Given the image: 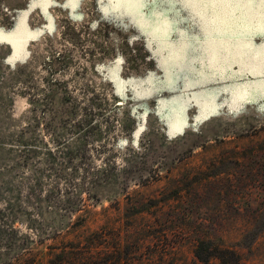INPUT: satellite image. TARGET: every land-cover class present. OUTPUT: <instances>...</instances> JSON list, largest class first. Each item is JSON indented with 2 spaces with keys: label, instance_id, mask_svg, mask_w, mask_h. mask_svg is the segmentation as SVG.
Masks as SVG:
<instances>
[{
  "label": "rangeland",
  "instance_id": "obj_1",
  "mask_svg": "<svg viewBox=\"0 0 264 264\" xmlns=\"http://www.w3.org/2000/svg\"><path fill=\"white\" fill-rule=\"evenodd\" d=\"M100 9L0 0V255L104 230L134 264H264V105L152 91L155 45Z\"/></svg>",
  "mask_w": 264,
  "mask_h": 264
},
{
  "label": "snow or ice",
  "instance_id": "obj_2",
  "mask_svg": "<svg viewBox=\"0 0 264 264\" xmlns=\"http://www.w3.org/2000/svg\"><path fill=\"white\" fill-rule=\"evenodd\" d=\"M50 0H30V6ZM77 6L81 0H71ZM104 18L136 28L168 75L152 91L203 89L199 98L220 92L233 98V110L264 105V0H97ZM127 19L128 24H124ZM11 43L0 29V44ZM123 61L118 60L117 64ZM235 68L236 71L232 69ZM256 77L249 80V77ZM228 81L208 90L212 82ZM151 93H144L150 95ZM194 98H196L194 96ZM264 110V107H262ZM206 118V117H205ZM142 130V129H141ZM178 131L180 129H177Z\"/></svg>",
  "mask_w": 264,
  "mask_h": 264
},
{
  "label": "trees",
  "instance_id": "obj_3",
  "mask_svg": "<svg viewBox=\"0 0 264 264\" xmlns=\"http://www.w3.org/2000/svg\"><path fill=\"white\" fill-rule=\"evenodd\" d=\"M23 236L24 241L16 250V256L10 258L7 254H2L0 264H134L129 259V248L125 246V239L121 234L112 239L104 230L90 231L74 236L69 247L51 248L49 252L36 254L27 247L33 245L30 235ZM42 241L44 240H38L41 244ZM204 245L205 243L201 242L195 256L201 262L207 263L210 256H203L201 247ZM218 258L221 264H243L240 257L230 250H222Z\"/></svg>",
  "mask_w": 264,
  "mask_h": 264
}]
</instances>
